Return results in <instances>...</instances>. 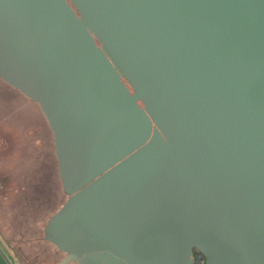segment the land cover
<instances>
[{"label": "water", "instance_id": "water-1", "mask_svg": "<svg viewBox=\"0 0 264 264\" xmlns=\"http://www.w3.org/2000/svg\"><path fill=\"white\" fill-rule=\"evenodd\" d=\"M0 79L52 133L55 264H264V0H0Z\"/></svg>", "mask_w": 264, "mask_h": 264}, {"label": "rangeland", "instance_id": "rangeland-1", "mask_svg": "<svg viewBox=\"0 0 264 264\" xmlns=\"http://www.w3.org/2000/svg\"><path fill=\"white\" fill-rule=\"evenodd\" d=\"M64 200L52 133L42 111L0 79L2 232L13 243L32 241Z\"/></svg>", "mask_w": 264, "mask_h": 264}, {"label": "crops", "instance_id": "crops-1", "mask_svg": "<svg viewBox=\"0 0 264 264\" xmlns=\"http://www.w3.org/2000/svg\"><path fill=\"white\" fill-rule=\"evenodd\" d=\"M47 127L49 129L48 124ZM43 227L41 233L32 236V241L22 240L21 243L8 240L0 228V264H55L58 262L63 257V253L43 239Z\"/></svg>", "mask_w": 264, "mask_h": 264}, {"label": "flooded vegetation", "instance_id": "flooded-vegetation-1", "mask_svg": "<svg viewBox=\"0 0 264 264\" xmlns=\"http://www.w3.org/2000/svg\"><path fill=\"white\" fill-rule=\"evenodd\" d=\"M192 260H193L192 264H205V259L203 255L195 249L192 250Z\"/></svg>", "mask_w": 264, "mask_h": 264}]
</instances>
